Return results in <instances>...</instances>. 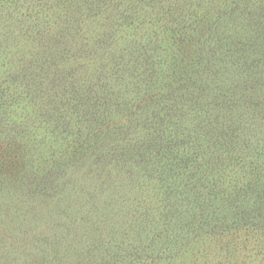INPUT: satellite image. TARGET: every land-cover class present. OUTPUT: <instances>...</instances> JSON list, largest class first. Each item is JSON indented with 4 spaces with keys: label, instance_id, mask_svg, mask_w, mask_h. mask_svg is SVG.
Returning <instances> with one entry per match:
<instances>
[{
    "label": "trees",
    "instance_id": "obj_1",
    "mask_svg": "<svg viewBox=\"0 0 264 264\" xmlns=\"http://www.w3.org/2000/svg\"><path fill=\"white\" fill-rule=\"evenodd\" d=\"M123 24L134 27L131 35L115 28ZM149 25L159 30L154 38L144 31ZM117 32L115 60L138 50L139 87L124 75L111 80L106 68L93 90L63 80L60 86L67 79L73 86L65 99L46 82L70 62L79 68L76 55L93 54V38ZM0 38V48L36 43L26 48L20 76L0 66V208L13 202V219L25 229L19 204L69 200L87 163L84 174L97 180L89 186L95 193H85L92 209L64 208L73 224H60L57 241H44L56 249L54 257L39 252L44 264H68L67 256L73 264H181L207 240L232 239L225 246L231 261L240 240L264 238V184L229 180L232 162H243L239 154L250 157L241 111L258 109L264 90V0H0ZM69 97L80 101L70 111L61 108ZM30 104L40 107L37 124L21 115ZM4 226L5 252L23 251L24 241ZM35 248L22 262L38 264Z\"/></svg>",
    "mask_w": 264,
    "mask_h": 264
},
{
    "label": "rangeland",
    "instance_id": "obj_2",
    "mask_svg": "<svg viewBox=\"0 0 264 264\" xmlns=\"http://www.w3.org/2000/svg\"><path fill=\"white\" fill-rule=\"evenodd\" d=\"M139 22V32L143 31L141 25ZM116 26V24H115ZM150 27V28H149ZM119 31V33L122 34L124 37L125 35L128 36V34L131 35L133 33V28L131 29L130 26L127 27L125 24H123L121 27H115ZM149 28V29H148ZM170 28V27H169ZM156 27H151L149 25L144 29L146 31L145 33L150 34V38H154V32L158 33V31H155ZM167 30V34L161 35V37L164 39L170 35V30ZM119 33H114L111 34L109 37H104L100 38V41H96L95 38L92 39L91 46L95 48L96 50L93 51L92 53H89L86 55V57H78L76 55V59H80L81 61L79 62V68L73 63L70 62V65H68V68L66 66H61L59 67V70H61V73L57 76L55 73L52 75L50 74L48 78L46 79V82L48 83H55V85H51L53 87V90L55 92L60 93V97H63L65 99V95H67V92H69L72 89V83L76 84H84L86 81L89 90H93L94 87L92 85L101 83L104 81V78H96L97 73H99L102 68L103 70L106 68V73L107 75L112 79L118 81L121 76H126L128 80H126L125 84L131 85L135 84L132 86H138L139 87V76H142L143 69L141 70V66L138 63H132V62H137L135 57L137 56L136 49L131 47L125 51L124 54H122V57H118L115 60V57L119 53V51L122 50L121 46L119 44L113 45L115 39H119ZM114 36V37H113ZM113 37V38H112ZM1 40L4 38H0ZM103 40V41H102ZM139 41V39H137ZM166 44L164 43V48H170V45H168L167 39H165ZM4 41V40H3ZM35 43V41H32ZM101 42V43H100ZM103 42V45H102ZM113 43V44H112ZM19 44H21L19 46ZM19 44H13L10 45V47L6 46H1L0 48V55L2 56L0 60V66L7 65L4 67L5 70H9V74L11 73V76L13 77L14 74H17L20 76V73L23 72V67L25 64H28V59L26 54L27 50L26 48H30L33 45L36 47L35 44L27 43L25 40L22 39V42ZM93 44V45H92ZM112 44V45H111ZM110 45V46H109ZM16 46V47H14ZM38 49V48H37ZM4 52L3 54H1ZM172 51V50H171ZM103 52V53H102ZM102 53V54H101ZM166 54L169 55L170 57V52L167 51L165 52ZM44 54V53H43ZM99 58V60H97ZM142 57H139V60H141ZM56 59V58H55ZM117 61V62H115ZM119 62H122L120 64L121 66H118ZM132 64H130V63ZM139 65V69L134 65ZM124 65V66H123ZM67 68V69H65ZM3 72V71H2ZM1 72V73H2ZM149 72V71H148ZM5 73V71H4ZM161 73L163 74H169V69L167 66L162 67ZM148 74V73H147ZM66 78H70L71 84L69 86V80L67 79L66 82L62 83V86H60L61 82L65 80ZM141 80H144L142 78ZM138 83H137V82ZM103 83V82H102ZM101 83V84H102ZM91 84V85H90ZM100 84V85H101ZM160 81L157 82V86H159ZM55 86V87H54ZM127 86V85H126ZM69 87V90L67 92L64 91V89H67ZM125 87V86H124ZM255 87V86H252ZM264 87V85H263ZM63 90H61V89ZM127 91V95L125 97H128L131 95L128 87L125 88ZM264 89V88H263ZM244 94V93H240ZM259 94V93H258ZM84 97H88L87 95H81ZM134 97L131 96L130 99H126V102H132ZM72 97H69L67 99V104L66 101L61 103V108H64L67 106V108L71 109V106H75L74 104H80L79 99L77 100H72ZM139 97H136L135 103H138ZM113 102H116L113 100ZM256 102H258L259 107L256 110L249 109V111L242 110L241 115H242V120L243 123L241 124L242 126H246L247 130H245L246 135H244V138L248 142V148H242L245 150L248 154H250V157H244L239 154V158H242L243 162H239L235 160L233 163V168L234 171L232 175L229 176V180L232 185H234L236 182H255V181H260L261 183L264 184V90L263 92L259 95L258 99H256ZM82 105L80 106V114H83V109L85 107L84 101H81ZM240 103H243V100L240 99ZM54 103H50L49 105H53ZM64 105V106H63ZM125 107V106H124ZM129 107V106H128ZM39 109L40 107H34L33 104H30L24 111L23 114L25 117H28L30 119V122L33 124H37L38 119L35 118L36 113L39 115ZM237 116H239V112L236 113ZM234 114V115H236ZM247 115V116H245ZM232 165V164H231ZM84 172L90 173L88 169V163L84 169ZM83 170L79 171L77 174L79 177V184L75 187L76 191L73 195H70L69 200L68 199H62L61 204H53L54 201L50 203H40L37 200L33 201H25L21 204L18 205V209L21 208V212L23 213V218L25 220V225L27 226L25 229H22L18 223H15V220L13 219L16 214V208L13 204L8 205V203L2 208H0L1 213H0V224L5 225L2 227L5 232L9 231L10 229L12 230L13 233L9 232L7 235L11 234L13 237L12 238H19L20 242H23L20 246L24 247L25 249L23 251H17V253H6L5 249L8 247L6 244L4 245L3 243H0V264H29L26 262H22L23 260H27L28 258L25 255V253L31 252L32 248H38V254L39 256H36L38 259V264H44L45 259H41L40 256H42L39 252H44L48 250L47 255L54 257V252H56V249H52V247H47L44 245L45 242H49L50 240L57 241V239L61 235V228L59 227L60 224H64V222H67L68 224H73L70 220L66 221L65 219H69L70 213H67V211L64 209L67 206H73L76 207L77 209L79 208L82 212V209L84 210L86 207L87 209H92L93 205L95 204V201L93 202L92 196L87 195L88 193H95L94 188L89 187L90 185H95L97 186V180L95 177H87L88 175L84 174ZM84 174V175H83ZM87 177V178H86ZM94 178V180H93ZM108 190L111 189L113 191H116V187L113 186H108L105 187ZM80 193V196L78 195ZM87 193V194H85ZM113 194V193H112ZM78 195V196H77ZM5 197V196H4ZM99 201V198H98ZM98 202L96 207L103 208L102 204L99 205ZM12 207V212H8L7 207ZM25 207V208H24ZM76 211L74 212H77ZM17 213V212H16ZM11 214V215H10ZM26 214V216H25ZM28 215V216H27ZM122 216L125 218H130V211L128 207L122 208ZM110 218L108 217V220ZM67 224V225H68ZM109 224V223H108ZM112 224L114 222L112 221ZM16 233V234H15ZM76 234H80L79 230L75 232ZM245 237V236H244ZM256 237H258L255 234H250L249 239H242L240 240L238 247L236 248L239 253H237V258L228 259L226 256V245H231L232 239L230 240L229 243H221V242H213L210 243L207 240V243L199 246V248L194 252V254H191L189 258H187L184 263L181 264H264V238L259 240L258 242L255 241ZM69 242H79L78 239L75 238L73 233L69 234L68 238ZM263 240V241H262ZM37 245V246H36ZM235 245V244H234ZM35 248V249H36ZM34 249V250H35ZM12 249H10L11 251ZM53 252V253H52ZM74 257V256H73ZM67 262L68 264H73L70 261L72 258L71 256H67ZM231 258V257H229ZM25 260V261H26Z\"/></svg>",
    "mask_w": 264,
    "mask_h": 264
}]
</instances>
